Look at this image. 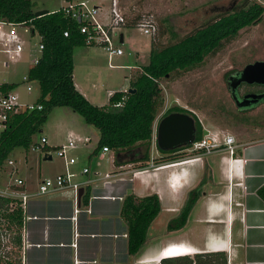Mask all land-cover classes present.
Masks as SVG:
<instances>
[{"label": "rangeland", "instance_id": "374dc122", "mask_svg": "<svg viewBox=\"0 0 264 264\" xmlns=\"http://www.w3.org/2000/svg\"><path fill=\"white\" fill-rule=\"evenodd\" d=\"M32 1L35 11L47 9L50 12H55L69 4H76L84 0ZM245 1L250 4L259 3L264 9V0H117L120 11L126 17V24L117 29L118 33L124 34V41L121 42L120 36L115 34L113 43L121 46L125 55L114 56L110 59L105 50L98 45L81 44L76 46L74 50L76 82L78 85L82 83L81 85L95 90L92 91L96 93V98L93 97V100L96 104L106 106L114 91L119 88L129 90L142 67L149 64L153 40L156 41H154L156 46L163 47L173 40L171 30L175 31L177 38H181L209 18L238 5H243ZM87 3L89 8L97 3L103 4L100 15L98 14L95 19L98 21L109 20L112 0H88ZM146 21L156 27L150 34H145L140 28V24ZM39 41L40 35L35 34L31 39L32 51L24 52L21 57L14 60L10 58L8 60L4 53H0V83H18L17 91L20 102H36L41 94L38 82L28 83L24 80V76L29 72L37 55ZM263 59L264 12L260 20L243 27L235 39L217 54L208 55L200 66L175 72L160 80L162 93L151 145V157L155 159V163L153 162V166L149 163L143 164L145 162L126 164V170L121 171L130 170V172L113 177H126L125 181H117L122 193L127 194L125 198L128 195L135 196L136 200L142 198L133 193L135 182L128 179L134 177V170L154 172L156 165L162 162L163 154L157 147V126L163 114L170 107L180 105L193 113L203 126V137L212 139L215 136L220 144L209 154L200 153L197 155V153L187 151L184 158H199L191 163L176 167L179 170L181 167H186L190 173L184 180V186L176 190L173 189L169 192L168 198L164 197V200L167 199V205H163L151 225V232L158 234V237L162 238V242L187 239L202 243L208 228L206 219L212 216L210 205L219 201L222 194L228 193L230 187L232 191L236 190L234 183L238 182V179L229 180L226 172L231 163L222 162L224 156H231L223 145V141L226 135L235 137L239 146L232 155L237 158L241 144L256 142L264 138V104L248 111L239 110L231 97L226 78L232 70H240L250 62ZM28 84L32 85V91L27 90ZM258 88L257 86H244L241 88V92ZM110 93L111 95H109ZM70 111L73 110L67 106L54 107L41 131L34 136L32 146L28 150L16 147L10 153L8 160L12 159L14 164L9 165L8 160L4 162L0 173V189H8L13 185L14 178L18 177L25 180L29 190L35 191L43 177L68 172L64 160L58 157L56 151L67 135L75 130V121L71 117ZM77 117L83 119L78 113ZM91 127L93 132L87 133L91 141L86 145L81 144L71 153L77 162L70 166V170L78 175L77 180L95 178L97 172L104 175L107 172L115 171L111 153H107L104 158L90 153L95 150L100 140V131L94 126ZM42 137L48 139V145L51 147L49 154L52 155V159L46 158L47 151L44 148L36 147L41 143ZM89 147L95 148L88 153ZM86 167L90 169V172L82 174ZM203 180H206V183L202 185V195L190 212L185 226L181 229L170 230L169 222L177 218L189 192L199 186ZM153 182L158 184L159 178ZM13 189L14 187H11L9 190L13 191ZM140 189L139 192L143 195L147 194L146 189L141 187ZM222 212L218 215H225L226 208ZM7 225L5 222L3 234L10 232ZM170 244L172 243L167 244L163 250ZM9 249L10 247L7 248V250ZM10 257L12 258L13 255L11 254Z\"/></svg>", "mask_w": 264, "mask_h": 264}, {"label": "trees", "instance_id": "16d2710c", "mask_svg": "<svg viewBox=\"0 0 264 264\" xmlns=\"http://www.w3.org/2000/svg\"><path fill=\"white\" fill-rule=\"evenodd\" d=\"M263 12L259 3L250 4L245 1L243 5L209 18L181 38H177L175 31L171 30L173 40L163 47L156 46L153 40L150 62L142 67L132 83L131 88L135 91L116 90L110 96L109 104L99 106L88 100L75 85L74 50L76 46L86 44L78 23L67 17L63 8L36 16L32 0H0L2 18L7 22L26 25L33 33L38 32L42 37L41 44L44 45L38 63L33 64L28 72L29 78L40 85L38 101L44 108L33 111L23 109L13 115L0 133V173L4 162L16 147L28 150L32 146L34 136L41 131L49 113L57 106L70 107L88 125L100 131V140L93 154L98 155L104 146L111 148L117 167L155 161L151 157V145L162 93L160 80L175 72L200 66L208 55L217 54L235 39L243 27L260 20ZM65 30H69V36L64 35ZM11 86L16 87L15 84ZM171 112L189 113L196 123L195 140L203 138V126L193 113L180 105H174L167 109L162 118ZM157 147L163 154L162 162L156 165L160 166L186 159L184 157L190 145L172 150ZM44 149L51 151L48 145ZM205 183L206 180H203L189 192L181 213L169 222L170 230L185 226L190 212L202 195V185ZM258 194L264 200V186L258 189ZM89 197L90 186L85 189L82 199L88 202ZM135 198L128 195L122 209L129 220V251L132 253L137 252L147 240L151 225L162 208L157 194L138 200ZM24 217L18 199L0 195V264H22ZM5 222L10 232L4 234L8 237L4 244L2 232ZM161 264H228V256L225 251H208L196 254L195 259L188 255L163 259Z\"/></svg>", "mask_w": 264, "mask_h": 264}, {"label": "crops", "instance_id": "0c3cea01", "mask_svg": "<svg viewBox=\"0 0 264 264\" xmlns=\"http://www.w3.org/2000/svg\"><path fill=\"white\" fill-rule=\"evenodd\" d=\"M122 36L124 41L123 33ZM74 81L88 100L102 106L93 100L96 93L92 91L95 90L82 83L78 85L75 76ZM70 112L75 130L69 134L89 137L87 133L93 132L92 127L79 119L76 112ZM240 146L241 153L237 158L230 152L231 156L222 158L223 163H231L226 170L227 177L229 180L237 178L238 182L234 183L236 190L232 191L230 187L228 193L221 195V201L210 205L212 216L206 219L208 228L202 243L187 239L164 243L158 234L151 232V227L139 250L130 252L129 220L122 211L127 194L122 193L118 183L125 181L126 177H112L107 182L98 181L90 185L88 202L82 198L77 200L71 190L31 197L24 217L22 264H161L163 259L156 261V258H161L170 247L195 251L194 254L180 255L193 259L201 252L225 251L228 264H264V200L258 194V189L264 186V138ZM93 148L89 147L88 153ZM107 153H111L115 171L126 170V166L114 164L113 151L102 153L101 158ZM193 161L134 174L128 178L135 182L133 193L140 197L157 194L162 207L167 205L164 197L168 198L169 192L184 186V180L190 173L186 167H181V170L176 167ZM64 164L66 171H72V165L65 160ZM126 172L130 170L122 171ZM155 177L159 178L158 184L153 182ZM140 187L146 189L147 194L139 192ZM224 208L226 214L218 215ZM169 243L172 244L163 250Z\"/></svg>", "mask_w": 264, "mask_h": 264}, {"label": "built area", "instance_id": "2783aa9c", "mask_svg": "<svg viewBox=\"0 0 264 264\" xmlns=\"http://www.w3.org/2000/svg\"><path fill=\"white\" fill-rule=\"evenodd\" d=\"M88 0L81 1L76 4H69L63 7L64 14L78 23L79 31L85 37L86 44L89 45H98L102 47L105 52L108 54L110 59L114 56L124 55L125 51L121 46H117L113 43V36L118 34L121 38V32L118 33V28L126 24V17L120 11L118 7L117 0H112V9L109 14V20L98 21L95 17L102 11L103 4L97 3L94 6L90 7L87 5ZM140 28L143 29L145 34H150L155 30L156 27L150 22H145L140 24ZM38 32H32L30 27L26 25H18L12 22H7L0 15V53H4L8 60L9 58L14 60L22 56L24 52L32 51L31 39ZM27 38H25V36ZM40 35V34H39ZM65 36H69V30L64 31ZM41 35L37 51V55L34 59L33 64L38 63L39 55L44 48V45L41 44ZM32 64V65H33ZM31 65V66H32ZM30 66V67H31ZM24 80L28 83L35 82L29 78V73L24 76ZM15 84L16 87L11 85ZM18 83L16 82H2L0 83V133L7 127L9 121L12 119L13 115L19 113L23 109L29 111L33 110H42L44 105L38 100L36 102H23L19 100L18 94ZM28 91H32V85L28 84ZM217 137L205 138L201 140L194 141L190 144V147L187 148L188 152L200 153H212L216 147L220 144L217 142ZM91 138L88 136H79L77 134H69L66 141L57 147V155L66 161L68 165H74L77 162V159L72 156V151L77 149L81 144L86 145L90 142ZM48 145V139L42 137L41 143L37 144L36 147L44 148ZM225 148L231 153L234 154L237 148V143L233 135H226L223 141ZM49 146V145H48ZM113 151L111 148L104 146L100 152L105 153ZM51 151L47 152L49 154ZM100 153V157H103V154ZM114 153V152H113ZM46 154V157L48 155ZM199 157H190L184 160H178L171 162L165 165L157 166L156 168H162L164 166L180 165L185 162H190L198 159ZM154 161H151L150 164L153 166ZM9 165H13L14 161L12 159L8 160ZM125 166V165H123ZM120 166V167H123ZM144 170H136L134 174L139 173ZM90 169L86 167L82 174H88ZM122 171H113L107 172L104 175H101L100 172L95 173V178H88L82 181L77 180V174L73 171H68L67 173H59L53 176L43 177L37 186L35 191L29 190L27 183L22 178H14L13 185L8 189H0V195L10 196L18 199L20 201V206L24 210L27 209L29 199L34 196H44L51 193L59 192L62 190H71L76 199H79L80 189H86L91 184L104 181L107 182L108 179L116 176H120ZM121 178V177H118ZM11 187H14L13 191H10ZM8 241L7 235L3 234L4 244Z\"/></svg>", "mask_w": 264, "mask_h": 264}, {"label": "water", "instance_id": "95a60500", "mask_svg": "<svg viewBox=\"0 0 264 264\" xmlns=\"http://www.w3.org/2000/svg\"><path fill=\"white\" fill-rule=\"evenodd\" d=\"M49 10L36 11V16L48 13ZM123 42V36L121 37ZM264 84V59L255 60L246 64L241 70L231 74L228 80L232 99L239 110H251L264 103L263 92H248L241 95L239 86L243 83ZM130 92L135 89L130 88ZM196 123L195 119L181 112H173L159 120L157 126V145L163 150H172L182 145H190L195 141ZM52 159V155L46 157ZM84 189L79 191V200L82 198Z\"/></svg>", "mask_w": 264, "mask_h": 264}, {"label": "bare ground", "instance_id": "6f19581e", "mask_svg": "<svg viewBox=\"0 0 264 264\" xmlns=\"http://www.w3.org/2000/svg\"><path fill=\"white\" fill-rule=\"evenodd\" d=\"M184 248L185 247H183V248H181V247L171 248L170 247L169 250L167 249L166 252H164L161 255V258L157 257L156 261H159V260L164 259L166 257H173V256H180V255H184V254H194L195 253V251H193V250H189L188 248L184 249Z\"/></svg>", "mask_w": 264, "mask_h": 264}, {"label": "flooded vegetation", "instance_id": "af4514ba", "mask_svg": "<svg viewBox=\"0 0 264 264\" xmlns=\"http://www.w3.org/2000/svg\"><path fill=\"white\" fill-rule=\"evenodd\" d=\"M241 70V69H240ZM238 70H232L231 72L228 73L227 75V83H228V80H229V77L231 76V74L237 72ZM244 86H257L259 87L257 90H249V91H245V92H241V88L244 87ZM229 87V86H228ZM239 91H240V94L243 96L245 95L246 93L248 92H263L264 91V84H257V83H254V84H249V83H246V82H243L240 86H239ZM232 97V96H231ZM264 104V103H263ZM259 107V106H258ZM244 111H248V110H244ZM173 113V112H171ZM181 113H185V112H181ZM170 114V113H169ZM189 114V113H187ZM190 115V114H189ZM166 116V115H165Z\"/></svg>", "mask_w": 264, "mask_h": 264}, {"label": "clouds", "instance_id": "9594fccd", "mask_svg": "<svg viewBox=\"0 0 264 264\" xmlns=\"http://www.w3.org/2000/svg\"><path fill=\"white\" fill-rule=\"evenodd\" d=\"M170 258H173V257H170Z\"/></svg>", "mask_w": 264, "mask_h": 264}]
</instances>
